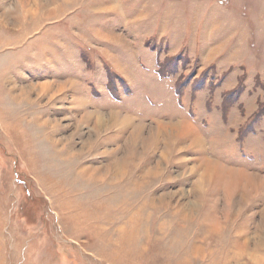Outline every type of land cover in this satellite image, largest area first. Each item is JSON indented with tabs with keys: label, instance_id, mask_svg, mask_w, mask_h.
<instances>
[{
	"label": "rangeland",
	"instance_id": "rangeland-1",
	"mask_svg": "<svg viewBox=\"0 0 264 264\" xmlns=\"http://www.w3.org/2000/svg\"><path fill=\"white\" fill-rule=\"evenodd\" d=\"M0 264H264V0H0Z\"/></svg>",
	"mask_w": 264,
	"mask_h": 264
},
{
	"label": "bare ground",
	"instance_id": "bare-ground-1",
	"mask_svg": "<svg viewBox=\"0 0 264 264\" xmlns=\"http://www.w3.org/2000/svg\"><path fill=\"white\" fill-rule=\"evenodd\" d=\"M89 120H90V119H89ZM96 121H97V120H96ZM102 121H103V120H99V121H97V123H96V124H97V125H99V124H101V123H102Z\"/></svg>",
	"mask_w": 264,
	"mask_h": 264
}]
</instances>
